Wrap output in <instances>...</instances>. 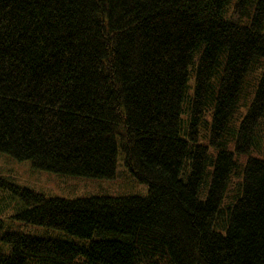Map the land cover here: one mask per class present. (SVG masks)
<instances>
[{
	"label": "trees",
	"instance_id": "1",
	"mask_svg": "<svg viewBox=\"0 0 264 264\" xmlns=\"http://www.w3.org/2000/svg\"><path fill=\"white\" fill-rule=\"evenodd\" d=\"M0 153L142 189L5 183L0 264H264V0H0Z\"/></svg>",
	"mask_w": 264,
	"mask_h": 264
},
{
	"label": "rangeland",
	"instance_id": "2",
	"mask_svg": "<svg viewBox=\"0 0 264 264\" xmlns=\"http://www.w3.org/2000/svg\"><path fill=\"white\" fill-rule=\"evenodd\" d=\"M118 165V172L122 170ZM5 183L29 187L46 197L77 198L95 194H116L119 192L138 193L142 191L135 179L116 176L112 180L69 177L46 171L34 170L29 161H18L0 153V219L3 230H13L31 234H59L57 231L44 230L15 219L17 212L16 199ZM143 190L146 186L142 185Z\"/></svg>",
	"mask_w": 264,
	"mask_h": 264
}]
</instances>
